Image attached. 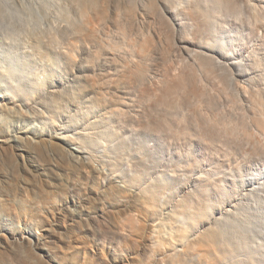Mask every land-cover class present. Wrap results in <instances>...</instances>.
I'll use <instances>...</instances> for the list:
<instances>
[{
    "label": "bare ground",
    "instance_id": "bare-ground-1",
    "mask_svg": "<svg viewBox=\"0 0 264 264\" xmlns=\"http://www.w3.org/2000/svg\"><path fill=\"white\" fill-rule=\"evenodd\" d=\"M227 1L0 0V264H264V159L174 128L158 63L136 84L157 11L249 105L264 26Z\"/></svg>",
    "mask_w": 264,
    "mask_h": 264
},
{
    "label": "rangeland",
    "instance_id": "rangeland-1",
    "mask_svg": "<svg viewBox=\"0 0 264 264\" xmlns=\"http://www.w3.org/2000/svg\"><path fill=\"white\" fill-rule=\"evenodd\" d=\"M233 1H234V3H233ZM228 2H229V4H228ZM227 4H228V9L230 8L229 11H232L231 12L232 14L235 13L234 16H238L240 18V20L244 21V23L247 26H249L251 24L250 29H251V27H253L251 29L252 32L250 31L252 33V35H254V33H256L258 31V29H260L264 26V9L263 8L256 9V10L254 9V11H253L254 13H253V12H251L252 10L248 11L246 3H243V1H241V0L227 1ZM128 6H129V8H127V9H129L131 11L130 7H132L133 4H129V5L127 4V7ZM243 8L244 9L246 8L247 10L246 9L244 10ZM134 9L135 8L132 7V12L129 13L130 17L128 16L130 22H133L132 17L134 14L133 13ZM236 10H238V11H236ZM243 12H244V15H242ZM255 12H257V14ZM155 14L153 15V16H155V17H153L154 22H155V24H154L155 27H153V28H156V29L154 30L153 28H150L151 29L150 30V37H147V38H151V39H148V41L150 40L149 50L151 51L147 55V59L149 57V60H147L149 62V64L147 62V64H144V66H142L143 67L142 70L144 72H142V75L138 76L136 84L142 85L145 82V80H144L146 78L145 75H147L146 73H148L149 68L151 70V66H152V64H154V62H155V64L158 63L159 64V70H161L160 72H161L162 76H164V77L163 78L161 77L162 79H160V81L158 83L159 88H158V86H157V88L152 87L153 89L151 88L150 91H154V89H156L155 91H167L169 89L170 91L169 90L168 91L170 93L172 92L171 93L172 95L171 94L168 95V97H167L168 100H166L165 105L167 106V108L168 107H171V108L174 107V108H172V110H171V108H170V110L168 108L169 115L171 112V115H170L171 119L168 116L169 117L168 121L170 122V120H172V125L174 124L173 127L175 126L174 128H176L180 132L182 130V133L184 132V134L187 133V136L188 135L190 136V134H191V136H193L194 138L196 137L195 138L196 140H198V141L200 140L199 141L200 143L201 142H202V144L205 143L204 145H208L211 143L208 146H210L214 152H217V150H218V152L216 153L217 155H218V153L223 154V152H224L223 155L226 154L228 156L234 154V155H238V157H242V156L246 157L248 155L247 158L248 157L251 158V155H252L255 158V155H256L259 159H261V158L264 159V142H263L264 141V135H263L264 134V123H263L264 122V91H263L264 88H262L260 86H258V88L257 87L252 88L249 85H246L245 89L247 91V95H249V98L252 97L250 99L249 105H247V104H244L245 102L242 100L240 95L238 96L237 91L234 89L233 84L231 83V80H230V76H229L230 73L226 72L224 70H221L219 67H217V65L215 63L213 64V62L211 63V61H210V63H209V61H207L208 62L207 63L206 60H204V61L201 60L202 64H200L199 67H198V65H196V66L191 65V68H194V69H190V66H189L190 64L185 63L184 60H183L184 61L183 62L182 58L179 57L177 44H176L175 39H174L175 38L174 29H172V26L169 25V22L166 21L165 18H162V20L160 19L161 15H159V13H157V11L155 12ZM236 14H238V15H236ZM192 15L191 16L193 18V21L195 23H199V21H200L199 24H201L202 18L200 17V15H198V14H192ZM164 21H165V23H164ZM162 23L164 25H162ZM156 30H157V32H156ZM152 31H154L155 34ZM123 33L126 34L125 31H123ZM158 33H160V34H158ZM161 34H163V35H161ZM202 34H203V32L200 35H202ZM156 35L157 36L160 35V36L157 37ZM195 35H199V34H195ZM154 36H156V37H154ZM153 39L155 40V42L153 41ZM248 41L249 40L247 39L246 42H248ZM160 43H161V45H160ZM253 44L254 43L252 42L251 45H253ZM256 48H262V47H256ZM263 48H264V46H263ZM257 51H259V50H257ZM263 58H262V60L260 58L258 61L259 62L258 65L261 66L260 68H262V69L264 68V59ZM166 62H168V63H166ZM204 64H206V65H204ZM207 65H210V66H207ZM172 67L174 68V70H171V69H173ZM181 67H183V68H181ZM217 68H219V69H217ZM162 69H164V70H162ZM205 69H207V70L205 71ZM196 70H198V71H196ZM164 71H166V72H164ZM169 71H172L173 73L171 72V74H170ZM185 71H187V72H185ZM207 71L208 72L210 71V73H208ZM193 73H195V74H193ZM180 74H181V76H180ZM227 74H228V76H227ZM173 80H174V82H173ZM228 84H229V86H228ZM174 86H176V87H174ZM186 89H187V91H186ZM171 90H174V91H171ZM174 92H176V93H174ZM176 95H177V97H176ZM169 97L171 98L170 100H169ZM239 97H240V100H239ZM198 103H201V104H198ZM173 104H174V106H173ZM258 104L260 107L258 106ZM254 105H256V106H254ZM180 107H184V108H180ZM182 109H184V110H182ZM262 110H263V112H262ZM183 112H185V113H183ZM176 114H177V116H176ZM178 114L180 116H178ZM180 120H181V122H180ZM177 124H179L180 126ZM262 125H263V127H262ZM186 126H188V127H186ZM187 130H188V132H187ZM189 132H190V134H189ZM230 152H231V154H230ZM256 152H258V153H256ZM227 153H229V154H227ZM222 154H220V155L223 156Z\"/></svg>",
    "mask_w": 264,
    "mask_h": 264
}]
</instances>
